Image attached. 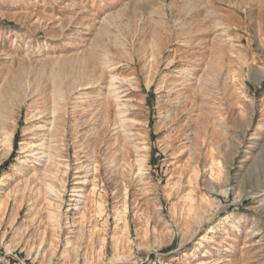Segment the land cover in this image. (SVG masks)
Wrapping results in <instances>:
<instances>
[{
  "label": "rangeland",
  "instance_id": "rangeland-1",
  "mask_svg": "<svg viewBox=\"0 0 264 264\" xmlns=\"http://www.w3.org/2000/svg\"><path fill=\"white\" fill-rule=\"evenodd\" d=\"M0 264H264V0H0Z\"/></svg>",
  "mask_w": 264,
  "mask_h": 264
}]
</instances>
